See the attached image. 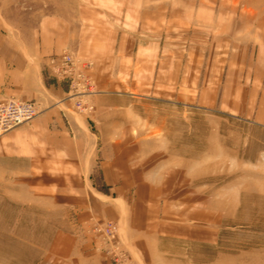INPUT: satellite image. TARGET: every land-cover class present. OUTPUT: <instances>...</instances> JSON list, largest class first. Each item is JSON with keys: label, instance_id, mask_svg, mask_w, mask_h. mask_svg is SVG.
I'll return each instance as SVG.
<instances>
[{"label": "rangeland", "instance_id": "1", "mask_svg": "<svg viewBox=\"0 0 264 264\" xmlns=\"http://www.w3.org/2000/svg\"><path fill=\"white\" fill-rule=\"evenodd\" d=\"M0 20L68 36L44 69L66 153L0 134V264H264V0H0Z\"/></svg>", "mask_w": 264, "mask_h": 264}, {"label": "crops", "instance_id": "2", "mask_svg": "<svg viewBox=\"0 0 264 264\" xmlns=\"http://www.w3.org/2000/svg\"><path fill=\"white\" fill-rule=\"evenodd\" d=\"M1 25L3 22L0 20V27ZM46 33L42 38L35 35L26 40L20 34L0 33V100L14 96L37 100L40 103V113L32 121L8 132L6 136L17 139L18 143L30 148H33L30 143L41 142L38 148L41 152L49 153L52 148L54 154L59 156L66 151L59 145H49L47 136L53 139L63 138L67 142L65 114L59 110L58 103L62 94L60 87L47 84L44 69L50 63L47 56L66 46L68 36L60 35L57 30L53 34ZM56 142L57 140L53 141Z\"/></svg>", "mask_w": 264, "mask_h": 264}, {"label": "built area", "instance_id": "3", "mask_svg": "<svg viewBox=\"0 0 264 264\" xmlns=\"http://www.w3.org/2000/svg\"><path fill=\"white\" fill-rule=\"evenodd\" d=\"M72 55L63 56V61H72ZM67 71V70H66ZM59 74V73H58ZM39 110L35 102L15 97L0 101V134L14 129L15 127L29 122Z\"/></svg>", "mask_w": 264, "mask_h": 264}]
</instances>
